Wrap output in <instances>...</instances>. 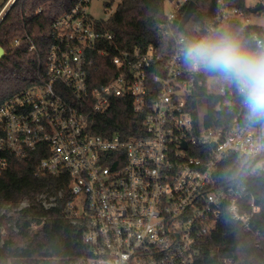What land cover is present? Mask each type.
<instances>
[{
  "label": "built area",
  "instance_id": "built-area-1",
  "mask_svg": "<svg viewBox=\"0 0 264 264\" xmlns=\"http://www.w3.org/2000/svg\"><path fill=\"white\" fill-rule=\"evenodd\" d=\"M92 1L75 0L55 20L35 83L0 105V176L11 156L37 152V175L69 177L66 210L86 246L69 264H238L206 244L225 220L264 238L261 208L247 185L264 174V125L241 124L243 112L232 124L206 127L199 111L198 122L189 106L195 90L205 88L219 98L215 109L229 114L237 93L214 76L188 70L178 49L186 37L233 22L264 28L252 24L264 9L246 14L218 0L215 19L189 35L179 31L181 20L196 1L165 0L161 36L174 42V51L164 56L154 47L115 46L103 27L108 19L91 15ZM253 40L256 46L264 36ZM101 62L105 82L95 86ZM125 97L143 115V133L97 134V117ZM231 156L247 168L245 176L220 183V166ZM49 204L56 206L57 198Z\"/></svg>",
  "mask_w": 264,
  "mask_h": 264
},
{
  "label": "trees",
  "instance_id": "trees-1",
  "mask_svg": "<svg viewBox=\"0 0 264 264\" xmlns=\"http://www.w3.org/2000/svg\"><path fill=\"white\" fill-rule=\"evenodd\" d=\"M164 1L103 0L105 10L112 12L108 20L103 22V27L113 35V44L122 50L154 47L164 56L173 53L174 42L161 36L165 21ZM195 1L198 8L189 23L179 30L182 33L193 35L196 28L217 16L218 0ZM227 1L250 14L247 0ZM6 2L3 0L0 4V11ZM74 2L15 0L0 23V47L5 53L0 60V105L35 83L39 64L52 42L53 23ZM221 30L236 33L251 47H255L254 35L264 36V28L253 25L243 27L239 22H233ZM16 39H20L18 45L15 44ZM32 46L36 50H31ZM103 73L101 62V67L94 73L95 86L105 82ZM209 76L213 75L204 73V78ZM218 99L207 96L205 88L194 91L189 106L198 122L199 109L204 103L208 107L206 127L232 124L239 112H243L239 122L244 123V110L238 95L234 99L233 114L225 113L222 109L220 112L216 110ZM217 115L221 117L220 122L215 121ZM95 127L97 134L119 133L126 137L141 135L143 115L133 112L127 97L117 98L111 102L105 115L97 117ZM40 159L37 152H31L24 158L11 156L6 170L0 176V264H69L86 250L82 232L66 210V203L70 200L69 177L37 175L36 167ZM246 170L242 169L237 157L231 156L220 166L219 181L224 183L231 178L238 181L245 176ZM247 185L256 196L261 208V223L264 225V174L250 177ZM60 193L62 195L59 197ZM38 195H47L48 203L49 198L55 196L57 205L45 207L44 200L37 199ZM24 200L30 202L20 208ZM7 210H14L17 215L8 217L5 213ZM258 243L259 246H256ZM206 247L234 256L238 264H264V238L245 233L231 221L221 223L219 230L208 237Z\"/></svg>",
  "mask_w": 264,
  "mask_h": 264
},
{
  "label": "clouds",
  "instance_id": "clouds-1",
  "mask_svg": "<svg viewBox=\"0 0 264 264\" xmlns=\"http://www.w3.org/2000/svg\"><path fill=\"white\" fill-rule=\"evenodd\" d=\"M178 56L193 72L211 74L232 87L248 126L264 125V41L251 47L229 30H209L179 42Z\"/></svg>",
  "mask_w": 264,
  "mask_h": 264
},
{
  "label": "rangeland",
  "instance_id": "rangeland-1",
  "mask_svg": "<svg viewBox=\"0 0 264 264\" xmlns=\"http://www.w3.org/2000/svg\"><path fill=\"white\" fill-rule=\"evenodd\" d=\"M9 1L10 0H7L5 6L8 4ZM2 2H3V0H0V4ZM14 2L15 1H12L9 4L8 8H6L5 10H4L5 6H4V8H2V10L0 11V21L5 16V14L9 10V8L13 5ZM260 2H261V0H247V4H248V7L249 8L256 7ZM90 13L97 20H107L110 17V15H111V11L105 10L103 0H93L92 3H91V7H90ZM252 24H254V25H263L264 24V12L259 13L257 15H254V19L252 21ZM199 111H200L201 118H204L205 115L208 113V107H207V105L204 104V103L201 104ZM37 199H43L46 202L47 195H42V196L41 195H38L37 196ZM29 202H30L29 200H24L22 202L20 208H23V207L27 206ZM45 204L48 207H50V204L49 203H45ZM5 213L8 215V217H10V216H16L17 215V214H15L14 210L13 211H8L7 210Z\"/></svg>",
  "mask_w": 264,
  "mask_h": 264
},
{
  "label": "water",
  "instance_id": "water-1",
  "mask_svg": "<svg viewBox=\"0 0 264 264\" xmlns=\"http://www.w3.org/2000/svg\"><path fill=\"white\" fill-rule=\"evenodd\" d=\"M198 8V5L196 2H191L189 5H188V8L185 12V14L183 15L182 17V20H181V29H183L188 23L189 21L191 20L192 16L194 15V13L196 12ZM10 9V8H9ZM264 9V4L263 3H260L258 6L254 7L251 9V13L255 14L257 12H259L260 10H263ZM9 11V10H8ZM7 11V12H8ZM7 14V13H6ZM5 14V15H6ZM5 17V16H4ZM3 17V18H4ZM2 18V20H3ZM1 20V21H2ZM0 21V23H1ZM4 50L2 47H0V60L4 57ZM186 148V146H185Z\"/></svg>",
  "mask_w": 264,
  "mask_h": 264
}]
</instances>
